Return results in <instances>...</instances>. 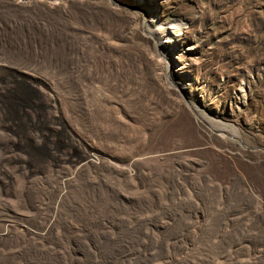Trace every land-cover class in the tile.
<instances>
[{
	"label": "rangeland",
	"instance_id": "374dc122",
	"mask_svg": "<svg viewBox=\"0 0 264 264\" xmlns=\"http://www.w3.org/2000/svg\"><path fill=\"white\" fill-rule=\"evenodd\" d=\"M55 1L0 0V264L264 258V0Z\"/></svg>",
	"mask_w": 264,
	"mask_h": 264
},
{
	"label": "bare ground",
	"instance_id": "6f19581e",
	"mask_svg": "<svg viewBox=\"0 0 264 264\" xmlns=\"http://www.w3.org/2000/svg\"><path fill=\"white\" fill-rule=\"evenodd\" d=\"M51 1V0H50ZM58 2H56L55 0H54V2L52 3V4H57ZM144 6H146V5H141L140 7H138V8H142V7H144ZM134 7H137V6H134ZM142 11L143 12H145V11H148V12H151L150 13V15H148V17H147V19L145 20L144 19V22L146 23V27H145V30H146V33L148 32V34L150 35V36H152V33H154V34H158V37L160 36V39L162 38V42H163V39H164V44H159L158 43V37H156V38H158L157 40L155 39V46L157 47H159V48H157V51H158V54H160V56L162 57V62H163V67H164V69L166 70L167 69V66H168V60H169V56H170V54L171 53H173L174 52V50H175V46H176V39H175V37L174 36H176V33L174 32V26H162V25H157V24H155V11L152 9V8H143L142 9ZM148 14V13H147ZM151 14H152V16H151ZM151 24H154V26L156 27V29L154 28L153 30H151L150 29V27H149V25H151ZM166 39V40H165ZM81 46V45H80ZM89 48V47H88ZM90 52V51H89ZM92 52H93V49H92ZM91 53V52H90ZM77 54V53H76ZM166 54V55H165ZM81 56H82V54H81ZM168 56V57H167ZM83 57V56H82ZM90 57H91V55H90ZM93 57V56H92ZM79 58H80V56H79ZM84 58H85V56H84ZM94 58V57H93ZM80 60V59H79ZM90 61H92V60H90ZM88 59L83 63V65H81L78 69H80V71L81 70H83V73H85L84 71L85 70H90L91 69V62H90ZM161 64V63H160ZM95 65V64H94ZM75 69V68H74ZM73 69V70H74ZM96 69V68H95ZM94 69V70H95ZM72 70V69H71ZM97 70V69H96ZM75 71V70H74ZM91 71H93V70H91ZM77 72V71H76ZM79 72V71H78ZM96 72H98V71H96ZM71 73H75V72H71ZM70 73V74H71ZM83 73H81L82 74V77H83ZM79 74H80V72H79ZM89 74V73H88ZM95 74V73H94ZM86 75V74H85ZM98 75V74H97ZM73 76V75H72ZM77 76V75H76ZM81 76V75H80ZM87 76V75H86ZM88 77H91V75L90 76H88ZM92 77H94V76H92ZM84 78V77H83ZM87 78V77H86ZM81 80V79H80ZM90 80V79H89ZM83 82H85V81H83ZM91 82V81H90ZM89 82V83H90ZM81 84V83H80ZM84 85H85V83H83ZM79 85V84H78ZM184 86H185V84H184ZM84 87V86H83ZM81 88H82V84H81ZM80 89V88H79ZM77 94H79V93H77ZM74 96L75 95H73V98H74ZM76 96H78V95H76ZM75 96V97H76ZM80 96V95H79ZM80 99V98H79ZM76 100L78 101V99L76 98ZM84 99H82V100H80L81 102H84L83 101ZM80 101H78V102H80ZM85 101H86V99H85ZM88 101V100H87ZM77 105V104H76ZM87 106V108H88V104H86ZM81 106V105H80ZM76 107H79V106H76ZM82 107V106H81ZM90 107V106H89ZM83 109V108H82ZM82 109H78V110H82ZM91 110V109H90ZM89 111V108L87 109V113H89L88 112ZM85 112V111H84ZM91 113V112H90ZM90 113H89V115H90ZM97 121V120H96ZM203 121V120H202ZM106 122V121H105ZM98 124V123H97ZM102 124V123H101ZM222 130V129H221ZM228 134H229V132H228ZM232 137V136H231ZM246 233V232H245ZM251 236H250V234L249 233H246L245 234V236H244V238L245 239H249ZM243 244V243H242ZM244 247V246H243ZM243 247H241L242 249H243ZM240 248V249H241ZM236 249V248H235ZM236 251V250H235ZM240 251V250H239ZM146 255H147V253H145ZM144 254V255H145ZM235 254H236V252H235ZM140 255V254H139ZM145 255V256H146ZM237 255V254H236ZM123 257V256H122ZM138 257L139 256H135L134 257V259H138ZM144 257V256H143ZM264 257V256H263ZM121 258V257H120ZM146 258V257H145ZM144 258V259H145ZM260 258V257H259ZM126 259V258H125ZM133 259V260H134ZM141 259H142V257H141ZM257 259V258H256ZM100 260V259H99ZM117 260V259H116ZM142 261V260H141ZM144 262V261H143ZM143 262H142V264H143ZM264 262V258H260V259H258V261L256 262V264H262ZM237 263V262H236ZM255 263V262H254ZM138 264H141L140 263V261H139V263ZM253 264V263H252ZM264 264V263H263Z\"/></svg>",
	"mask_w": 264,
	"mask_h": 264
}]
</instances>
